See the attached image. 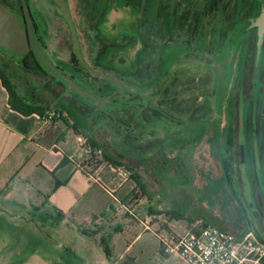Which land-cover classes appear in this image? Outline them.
<instances>
[{"label":"flooded vegetation","instance_id":"flooded-vegetation-1","mask_svg":"<svg viewBox=\"0 0 264 264\" xmlns=\"http://www.w3.org/2000/svg\"><path fill=\"white\" fill-rule=\"evenodd\" d=\"M23 1L48 59L80 85L99 96H107V102L113 103L100 109L77 96L80 105L84 107L87 104L94 115L103 112L105 119L113 121H117L113 107L134 105L141 117L139 121H130V125L123 124L124 130L117 129L122 142L141 150L153 147L148 157L141 158L151 159L155 165V156L162 155L167 164L173 159L168 165L172 167L170 175L177 181L178 174L189 171V161L198 171L201 184L206 182L205 178L215 177L223 189L221 196L216 198L225 199L227 207L222 212L232 218L231 222H225L226 225L239 227L234 232L250 229L261 238L256 226V213L264 219V37L256 69L257 30L246 28L248 20L259 11L260 0H215L209 5L207 0H175L170 18L163 16L160 20L158 9L163 0H87L92 61L84 55L72 5L69 0H64L77 31L84 61L97 72L119 80L120 89L88 72L78 61L69 24L55 0H0L25 20ZM80 2H75L78 12L82 9ZM118 10L126 12L135 25L128 22L127 30H118L117 35H110L102 30L101 24L107 22L109 12ZM56 12L69 31L76 61L102 83L101 90L95 89L78 69L50 54L47 46L48 15ZM119 38L126 42H117ZM157 40L161 46L167 45L166 54L156 47ZM118 47H137L130 68L122 69L109 62L108 48ZM28 53L27 62L36 65L37 72L52 77L65 88L56 76L49 73L45 63L34 60L33 55L36 54L33 50ZM181 61L203 64L205 71L199 76L195 74L191 81L180 80L175 66ZM197 79L199 82L203 79L202 83L195 84ZM192 89H197L198 94L191 92ZM180 102L187 106L186 121L173 117L164 108L166 103ZM152 116L188 123L184 130L171 131L169 128L171 140H184L178 145L159 146V149L157 145L164 138L143 122L150 121ZM118 121L122 123V120ZM143 138L148 144L143 142ZM176 153L183 156L177 158ZM124 155L131 158L127 152ZM203 170L209 171V176L204 175ZM188 180L192 190H196L195 177L189 175ZM190 183L185 187L189 188Z\"/></svg>","mask_w":264,"mask_h":264},{"label":"crops","instance_id":"crops-1","mask_svg":"<svg viewBox=\"0 0 264 264\" xmlns=\"http://www.w3.org/2000/svg\"><path fill=\"white\" fill-rule=\"evenodd\" d=\"M34 103L43 112L50 108ZM68 105L54 107L64 116L45 124L39 119L43 112L23 113L10 105L0 76V264H119L122 257L111 261L109 254L126 207L113 192L131 179L129 190L145 184L133 171L124 180L113 170L112 163L120 162L87 131L94 112L78 101ZM95 148L106 161L96 163ZM108 168L122 180L111 178ZM199 189L205 199L223 190L212 176ZM156 216V210H147V218Z\"/></svg>","mask_w":264,"mask_h":264},{"label":"rangeland","instance_id":"rangeland-1","mask_svg":"<svg viewBox=\"0 0 264 264\" xmlns=\"http://www.w3.org/2000/svg\"><path fill=\"white\" fill-rule=\"evenodd\" d=\"M69 1L76 17L84 55L89 61H92L93 50L90 46V35L92 31L87 23V17L90 14L88 2L87 0H81L80 6L82 9L78 12V7L75 5L76 0ZM162 2L163 4L161 2L159 3L158 20L163 16L165 19L170 18L171 10L173 9L172 5L176 4L175 0H163ZM214 3L215 0H207V5ZM168 10H170V13ZM48 19L50 23L47 46L50 54L57 55V58L66 61L70 67L78 69L80 73L91 81L95 89L98 91L101 90L102 83L83 70L76 61L71 48L69 31L67 27L61 23V19L57 16V12L56 14H49ZM129 19L130 16L122 10L111 11L107 15V22L101 24V28L105 30L106 33L114 35L118 30H127L128 22H130L131 25H135L134 21L131 22ZM60 41L61 44L59 43ZM117 42L124 43L126 40L124 38H119ZM155 42L160 52L163 50V53L166 54L168 49L167 45L164 44L161 46L159 40ZM161 47H163V49ZM136 49L137 47H131L129 49L124 47L108 48L107 58L113 65L122 69H128L130 68ZM18 57L19 56L12 57L7 52L0 49V71H2L6 78L14 85L15 90L20 95L27 98L28 101L41 102L45 104L46 107L54 108L59 104L69 106L68 104L70 102H77L80 100L77 95L66 91L65 88L52 77L25 68L22 62L18 60ZM157 61L160 62V59H157ZM167 66L168 64L166 65V69ZM175 67L180 80L187 79L191 81L195 78V74L199 76L205 71V66L203 64L194 61H181V63L176 64ZM202 81L203 79H201L200 82L197 79L195 80V84L199 85ZM191 92L198 94L197 89H192ZM131 103L135 104V101H131ZM164 108L166 112H169L173 117L181 118L186 121L184 118L188 114L187 106L182 105L181 102L166 103ZM113 111L117 121L108 120L96 114L94 115V121L89 119L87 131L95 139L99 140L102 147L106 146V149L110 150L120 163L128 167L133 173H136L137 178L142 181L145 186H142L143 188L136 187L133 190H129V185L133 183V179H131L123 186L120 192H113V198H117L123 202L126 207L120 211L119 220L117 223L115 222V226H117L119 231V236L117 239L112 236V241L114 239L115 241L112 243V251L109 252L111 261L117 259L119 254H122L121 259L118 260L119 264H186L175 255H166L162 253L157 235H165L168 232L183 234L187 230L188 221L196 216H203L212 224L228 231L234 232L239 228L228 227L226 225L225 222H231L232 218L228 214L222 212L227 207L224 198L218 199L213 197L205 199L200 196L202 190L199 189L201 185L199 173L193 169L191 161L188 162L189 166H187L189 171H185L181 175L178 174L177 178L179 181H187L189 175L195 177L194 183L196 190H192L193 188H191L189 180L181 183L170 175L172 173V167L168 164H170V162L172 163L173 159H170V162L167 164L162 155L155 156L153 158V160L157 161V165H155L151 159L146 161V159L141 158L148 157V155L152 153L153 147L141 150L130 147L132 144L125 145L123 142L120 143V136L117 129L124 130L123 124L130 125V121L135 122V120H140L138 118L141 116L134 105L126 107L116 106L113 107ZM118 119L122 120V123H120ZM143 122H145V126L152 127V129L156 130L157 133L161 134L164 138L162 142L157 145L159 149L160 147L165 148L178 145L182 142L184 139L171 140L169 132L174 131V129L184 130V128L189 125L188 123H180L178 120L153 116L150 121L144 120ZM139 135L140 134H138V141L140 142ZM146 141L147 139L143 138V142L146 143ZM134 143H137V141H134ZM77 145L81 150L85 151L78 142ZM96 150H99V148L94 149V151ZM121 152L123 155L119 156ZM126 152L128 154L127 156H131V158L125 157L124 153ZM166 152L167 151H165V154ZM93 158H95L96 163H103L106 161L102 152L93 153ZM112 165L114 164L112 163ZM108 169L110 177H114L116 182L122 180L111 168ZM205 179L209 180L208 178ZM186 183H190L188 185L190 186L189 188L185 187ZM127 191L128 195L123 196V192ZM113 203L115 202L113 201ZM149 208L157 211V216L155 218L146 217ZM142 221H144V224H142ZM146 225L147 227H145ZM79 263L81 264V261H79Z\"/></svg>","mask_w":264,"mask_h":264},{"label":"built area","instance_id":"built-area-1","mask_svg":"<svg viewBox=\"0 0 264 264\" xmlns=\"http://www.w3.org/2000/svg\"><path fill=\"white\" fill-rule=\"evenodd\" d=\"M62 116V110L48 108L39 115V119L48 124ZM100 152V149L93 151ZM113 164V170L124 180L131 176V170L124 164ZM157 236L162 253L175 255L186 264H264V243L252 230L228 231L201 216L188 221L183 234L168 232Z\"/></svg>","mask_w":264,"mask_h":264},{"label":"water","instance_id":"water-1","mask_svg":"<svg viewBox=\"0 0 264 264\" xmlns=\"http://www.w3.org/2000/svg\"><path fill=\"white\" fill-rule=\"evenodd\" d=\"M55 1L59 5L62 15L69 24L73 48L78 61L83 67L86 68L88 72L92 73L96 77L108 80L109 82L113 83L117 89L122 88L119 80L113 76L97 72L84 61L80 50L77 31L70 15V11L68 10L64 0ZM23 3L25 8V20H23L18 14L0 2V48L12 57L25 55L28 51L33 50L37 58L46 64L49 73L56 76L65 85L66 91L77 94L89 104H92L93 106H96L100 109L112 105L113 103L109 104L107 102V96H99L93 91L83 87L64 72L59 70L48 59L38 39L35 27L27 10V6L24 1ZM246 28H255L257 30L255 58V66L257 69L264 37V0H260L259 11L248 20ZM248 199L251 204L250 198ZM256 226L261 233V238L258 239L264 243V219L257 213Z\"/></svg>","mask_w":264,"mask_h":264},{"label":"trees","instance_id":"trees-1","mask_svg":"<svg viewBox=\"0 0 264 264\" xmlns=\"http://www.w3.org/2000/svg\"><path fill=\"white\" fill-rule=\"evenodd\" d=\"M29 56H30V53L27 52L25 55L19 56L18 60H20L22 62L23 66L25 68L30 69V70H34V71L37 72L38 68L36 67V65H30L27 62V59H28ZM33 58H34V60H36V59L39 60L36 55H33ZM0 76H1L2 81H3V83L5 84V86H6L7 90H8L10 105L14 109H16V110H18L20 112H23V113H30V112H33V111L43 112V110H44L43 106L40 105V104L36 105V103L28 101L27 98H25L22 95H20L15 90L14 85L6 78V76L3 74L2 71H0ZM75 95H77V94H75ZM84 107L86 109H88V105L87 104H85ZM98 116L103 118L104 117L103 112H101L100 115H98Z\"/></svg>","mask_w":264,"mask_h":264}]
</instances>
